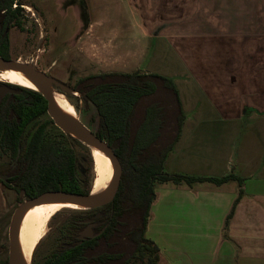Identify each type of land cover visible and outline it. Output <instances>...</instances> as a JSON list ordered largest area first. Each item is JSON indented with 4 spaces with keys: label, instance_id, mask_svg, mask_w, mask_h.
I'll use <instances>...</instances> for the list:
<instances>
[{
    "label": "crops",
    "instance_id": "crops-1",
    "mask_svg": "<svg viewBox=\"0 0 264 264\" xmlns=\"http://www.w3.org/2000/svg\"><path fill=\"white\" fill-rule=\"evenodd\" d=\"M124 1L140 24L125 61L180 94L185 120L165 172L243 179L157 183L145 236L158 264H264V0ZM158 57L168 73L151 68Z\"/></svg>",
    "mask_w": 264,
    "mask_h": 264
},
{
    "label": "trees",
    "instance_id": "trees-1",
    "mask_svg": "<svg viewBox=\"0 0 264 264\" xmlns=\"http://www.w3.org/2000/svg\"><path fill=\"white\" fill-rule=\"evenodd\" d=\"M23 2L0 0V57L7 60L12 59L10 29L23 30ZM1 85L13 91L0 100V156L7 155L11 162L1 183L20 196L23 192L25 199L48 191L90 194L95 180L92 150L63 131L58 136L50 132L54 121L39 91ZM73 90L95 109L97 127L92 131L117 154L122 177L110 204L68 210L78 223L74 236L43 264H158L159 249L145 236L157 183L221 185L237 180L242 186L243 179L232 174L207 178L165 172L185 120L172 79L154 73H106L80 79ZM242 195L241 189L226 226ZM90 225L92 235L82 239L81 232Z\"/></svg>",
    "mask_w": 264,
    "mask_h": 264
},
{
    "label": "rangeland",
    "instance_id": "rangeland-1",
    "mask_svg": "<svg viewBox=\"0 0 264 264\" xmlns=\"http://www.w3.org/2000/svg\"><path fill=\"white\" fill-rule=\"evenodd\" d=\"M23 4V30L13 27L9 31L12 60L35 66L71 91L68 97L80 123L96 130L95 109L85 105L81 94L73 89L80 79L90 75L141 71L135 63L131 66V62L125 61L130 54L125 43L133 39V29L140 28L139 21L132 20V6L124 0H24ZM115 51H118L117 56ZM171 59L169 55L168 60ZM117 62H121L122 67H113ZM156 63L160 69L153 67ZM169 63L165 61V67ZM149 64L154 70L168 73L162 70V57ZM179 88L185 95L184 88ZM54 126H50V132L58 136L62 130ZM10 163L7 155L0 156V175ZM24 202V197L7 189L0 181V264L8 260L9 227L16 209ZM73 218L68 210L53 216L31 264H43L60 244L70 241L78 224Z\"/></svg>",
    "mask_w": 264,
    "mask_h": 264
},
{
    "label": "water",
    "instance_id": "water-1",
    "mask_svg": "<svg viewBox=\"0 0 264 264\" xmlns=\"http://www.w3.org/2000/svg\"><path fill=\"white\" fill-rule=\"evenodd\" d=\"M5 69H18L25 75L29 76L33 81H35L39 86V92L48 101L47 114L54 121L55 126L61 129L63 132L71 135L72 137H77V140L87 145L91 150L93 147L100 149L111 159L114 168L113 181L111 187L108 191L104 193L93 194V192H91L90 194L86 195L63 191H48L39 195L38 197L26 200L22 205H20L16 209L9 227L10 245L8 264H25L20 258L18 250L19 223L23 213L33 206L55 200H64L70 203L84 204L89 206L88 210L98 209L103 206H106L115 199L118 193L122 177V165L117 154L106 141L97 137L96 134L84 124H81L80 122L77 123L69 119L68 117L56 112L53 89L59 87L65 93L62 91L60 92H62L66 96V93H69L71 91L64 88L62 85H58L52 77H50L44 72H41L31 64H25L23 62L12 59L7 60L0 57V71H4ZM1 83L3 82L0 80V100H2L8 93L13 92L6 86L1 85ZM5 178L6 177L4 175H0V180H5ZM21 197H24L23 192L21 193ZM92 227L93 225H90L83 232H81L82 239L86 236L92 235Z\"/></svg>",
    "mask_w": 264,
    "mask_h": 264
},
{
    "label": "bare ground",
    "instance_id": "bare-ground-1",
    "mask_svg": "<svg viewBox=\"0 0 264 264\" xmlns=\"http://www.w3.org/2000/svg\"><path fill=\"white\" fill-rule=\"evenodd\" d=\"M0 80L39 91L37 83L18 69L0 71ZM53 94L56 112L79 123V115L73 103L70 102V98L55 88ZM74 94L78 93L75 92ZM92 151L95 165L92 192L93 194H100L110 189L114 168L111 159L104 152L95 147L92 148ZM88 209L89 206L87 205L64 200L49 201L27 209L19 223L18 250L22 261L25 264H31L34 251L46 236L47 224L55 214L62 210L85 211Z\"/></svg>",
    "mask_w": 264,
    "mask_h": 264
},
{
    "label": "flooded vegetation",
    "instance_id": "flooded-vegetation-1",
    "mask_svg": "<svg viewBox=\"0 0 264 264\" xmlns=\"http://www.w3.org/2000/svg\"><path fill=\"white\" fill-rule=\"evenodd\" d=\"M68 94H69V93H67V96H68ZM26 200H30V199H25V201H26Z\"/></svg>",
    "mask_w": 264,
    "mask_h": 264
},
{
    "label": "built area",
    "instance_id": "built-area-1",
    "mask_svg": "<svg viewBox=\"0 0 264 264\" xmlns=\"http://www.w3.org/2000/svg\"><path fill=\"white\" fill-rule=\"evenodd\" d=\"M16 7H17V5L15 4V5H14V8H16Z\"/></svg>",
    "mask_w": 264,
    "mask_h": 264
}]
</instances>
